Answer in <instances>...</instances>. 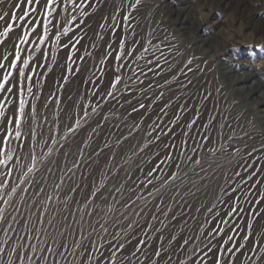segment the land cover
<instances>
[{"label": "snow or ice", "instance_id": "obj_1", "mask_svg": "<svg viewBox=\"0 0 264 264\" xmlns=\"http://www.w3.org/2000/svg\"><path fill=\"white\" fill-rule=\"evenodd\" d=\"M141 3L11 0L9 10L0 13V264H146L151 257L143 250L150 241L152 255L161 260L167 256L165 264H170V250L156 246V241L166 239L162 229L170 227L159 219L171 211L170 205L167 211L162 207V191L171 190L175 199L182 187L196 188L193 177L203 181L209 170H223L221 158L226 159L231 175L220 189L224 198L216 199L226 210L217 211L194 238L169 234L167 243L176 242L172 253L189 251L192 245L187 264H264V234L257 238L254 227L264 217V142L259 148L251 146L250 151L245 145V155L231 143L232 136L218 144L223 137L214 131L216 117L209 114L205 121L198 106L211 92L191 107L173 102V82L182 89L193 86L197 72L203 69L191 67L195 57L181 67L182 61L175 56L183 53L172 55L175 46H169L167 36L146 37L137 30L135 12ZM97 12L99 18L94 19ZM57 68L58 77L54 76ZM86 71L91 73L87 79L82 76ZM178 76H184L187 83ZM74 80L90 85V95L80 93L79 85L73 95L69 84ZM166 87L171 92L167 99ZM112 102L113 108L105 111ZM110 118L120 119L113 127L123 126L127 135L118 132L115 147L108 142L103 148L97 145L85 159V147H92L93 134L99 136ZM142 125L147 129L143 143L133 144L134 133ZM86 128L91 132L77 146L69 166L65 143ZM125 144L130 151L127 157L121 155ZM229 148L235 151L228 152ZM54 153L65 158L63 167L51 159ZM81 166L92 169L87 171L88 183L74 182ZM121 172L119 186L111 183ZM126 188L129 195L120 199ZM143 192L160 201L153 204L155 212L147 213L151 220L145 218L144 207L137 206L138 201L148 203ZM61 204L67 215L57 222L60 212L50 214L49 209ZM216 208L213 204L207 211L211 214ZM208 224L215 226L205 231ZM149 230L160 235L153 240ZM137 253L145 260L139 261Z\"/></svg>", "mask_w": 264, "mask_h": 264}, {"label": "rangeland", "instance_id": "obj_2", "mask_svg": "<svg viewBox=\"0 0 264 264\" xmlns=\"http://www.w3.org/2000/svg\"><path fill=\"white\" fill-rule=\"evenodd\" d=\"M10 3L11 0H4V3L0 4V13L9 10ZM117 3H119V0H117ZM189 6H191V13L187 12L185 9V12L182 10V7L188 8ZM254 8L256 11L252 10ZM88 11L91 13L92 9H88ZM106 11L110 12L111 8L106 9ZM175 11L181 14H179L181 18L187 13L190 14L191 17L189 16L190 19L183 25L184 28L179 27L178 23L174 22ZM203 13L207 14L205 21H203ZM98 18L99 12H97L94 19ZM135 22L139 25L137 30L141 31L146 37L151 35L163 39L167 36L169 38V46H175L172 55H175L176 52L183 53L182 57L175 56L176 61H182L180 64L181 67L189 57H195L196 59L191 67L195 69L196 65H199V67L203 69L202 72H197L193 86L182 89L173 82L171 87L176 93L175 96H172L173 102L178 104L187 103L191 107L193 104H198L199 100H203L204 95L211 92L209 99L204 101L203 105L198 106L201 107V111L204 113L205 121L209 118V114L216 117L213 122L216 126L214 131L220 132L223 137V139L218 141V144L226 142L227 138L232 136L233 139L231 143L241 149V155H245V145L249 146L247 149L248 151L251 150V146L259 148L260 144L264 142V122H262L260 117L264 114L261 112V108H263L261 107L262 105L258 104L256 106L253 103V99L255 96L257 98L259 92L252 93L248 98L243 94H237V92L229 86V81H226L227 79L223 76L220 67L230 66L237 68V73L241 75L246 71L255 72V75H257V78L261 81L260 90L264 89V48L256 47V45H264V0H142L139 10L135 12ZM196 22H203L205 29L190 34V30L195 26ZM88 35L91 37L92 33ZM205 37L206 39L210 38L207 42L209 41V44L211 43V46L214 47L210 48L208 44L207 46H203L206 50L202 51L204 48L198 47V45ZM87 42L88 41H85V43ZM153 42L157 43L158 41L154 40ZM90 50L96 51L95 49ZM164 51L167 52V49H164ZM60 54H63V50H60ZM81 54H83V50H81ZM157 55H159V53H157ZM169 59L171 60L172 56H169ZM89 63L91 65V61ZM38 71L44 72L46 69H38ZM59 74L60 69L57 68L54 76L58 77ZM90 75L91 73L87 71L82 74L85 79ZM168 78L171 79V74H168ZM188 78H193L191 73H188ZM157 79L159 78L157 77ZM177 79L187 83L184 76H178ZM47 82L51 85L52 80L49 79ZM160 83L162 84L163 81L161 80ZM77 85H79L80 93L90 95L88 89L91 86L88 84H80L79 80H74L69 84V90L73 92V95L76 93ZM201 85H203V87ZM197 89H199V91H197ZM205 89H207V91H205ZM217 89H219V91H217ZM165 91V99H167L168 96H171V92L167 91V87ZM43 94L47 95L48 90L45 89ZM193 96L197 99H192L191 97ZM53 99H55V97H53ZM121 103H123V101H121ZM162 103L163 102H160L161 106ZM114 105L115 102L108 104L105 111L112 109ZM116 109H118V105ZM122 118L123 116L121 115L120 119ZM153 118L155 119V117ZM120 119L110 118L108 124L103 127L99 136L93 134L92 147H85V159H87V154H91L92 149L96 148L97 145L103 148L104 143L108 142L115 147L114 142L117 139L118 132L123 131L125 135H127V129L123 126L120 128L113 127V125L120 123ZM128 123L130 124L132 121L129 120ZM148 123L150 124L151 121H148ZM220 125H224V127L221 129ZM146 131V126L142 125V130L134 133L136 140H133L132 143L135 144L139 141L142 144L143 140H141V137L145 135ZM90 132L91 128H86L84 133L78 134L75 138L71 136L68 138L65 143L64 151L70 153L67 157L69 166L75 159L77 146L80 145L82 139L88 137V133ZM56 147L59 146L57 145ZM128 149L129 145L125 144L121 155L125 157L130 155ZM46 150L47 149H44V151ZM107 151L108 150L105 149V152ZM117 151L120 150L117 149ZM227 151L234 152L235 148H229ZM256 155H260V153L257 152ZM51 159L58 160L61 167L64 166L65 158L62 155L54 153ZM95 159L96 157L93 155V160ZM237 159H239V157H237ZM219 162L224 165L223 170H209V173L203 181L193 177V179L197 180L196 188H192L191 185L182 187L180 194L177 195L175 199H172L173 192L171 190L162 191L165 200L162 207L167 211L170 205L171 211L168 217L160 215L159 219L163 220L166 224H170V227L162 229V234L166 239L164 241H156V246L159 247L162 244L164 248L170 250L169 254L172 257L170 264H179L180 260H185L187 264L188 257L191 255L190 249L192 245H188L189 251L178 249L175 253H172L171 248L176 246V242L173 241L171 246L167 243V239L170 238L169 234L176 235L178 239L181 236L185 238L191 236L194 238L196 235L200 234L199 230L201 226L207 221L212 220L217 211L221 209L226 210L224 205H221L216 197L220 196L222 199L224 198L220 189L225 186L227 176L231 175V170L225 158H221ZM120 163H122V161H120ZM100 164L101 168H103V156L100 158ZM133 166L134 165H125V167ZM94 167L95 165H93V168ZM91 170V168L86 170L81 166L76 170L74 182L88 183L90 178L87 176V171ZM113 172L115 173V169H113ZM225 173L227 175H225ZM99 174L100 169H97V180L99 179ZM123 175V172H121L111 183L119 186V181ZM52 179V177H49V184H51ZM139 179L142 180L143 176L139 175ZM157 186L159 185L157 184ZM189 188H191V192H189ZM197 188L199 191H197ZM50 190L49 188V191ZM142 194L145 199L148 200V203L145 206L143 201H138L137 206L138 208L144 207L145 218L151 220V217L147 216V213L149 211L155 212L153 204L159 203L160 201L158 198L153 200V198L148 197L147 192H143ZM128 195L129 192L126 188L125 192L119 195V198L125 199ZM63 199L64 197L61 196V200ZM77 199H79V197H77ZM213 204H216L217 208L210 214L207 209L212 207ZM70 207L74 209L75 205H70ZM23 209L26 210L27 206H23ZM53 212H60V214L56 216L57 222L62 219L63 215H67V212L63 211L62 204L51 206L49 213L51 214ZM173 215L177 216V220H171ZM258 220V222L254 223V227L256 226L255 228L258 230L256 232L257 238L261 234H264V221H262L264 217H260ZM152 223H154L156 227H161L156 221H152ZM214 226V224H208L205 231L210 230ZM231 234L234 235L238 242L240 241L239 236H235L234 233ZM149 235L155 240V237L160 234L153 233L149 230ZM151 247L152 241L149 242L148 248L143 250L151 257V260L147 261L146 264H151V261H158V264H165L168 257L165 256L163 260L159 257H155L152 255ZM202 254L203 253H200L201 256ZM137 256L139 257V261L145 260V257L140 253H137ZM241 259H244V257H241ZM137 264H139V262H137Z\"/></svg>", "mask_w": 264, "mask_h": 264}, {"label": "bare ground", "instance_id": "obj_3", "mask_svg": "<svg viewBox=\"0 0 264 264\" xmlns=\"http://www.w3.org/2000/svg\"><path fill=\"white\" fill-rule=\"evenodd\" d=\"M257 1V0H256ZM220 2V1H219ZM184 9L191 13V6H189L188 8L187 7H182V10L184 11ZM245 10V9H244ZM254 11H256V9H252ZM172 11L174 12V9L172 8ZM171 12V11H170ZM185 12V11H184ZM175 17H174V22L178 23L179 27H183V25L187 22V20H189V16L190 14L187 13L184 17H180V13L178 11H175ZM209 13V12H208ZM180 14V15H179ZM189 14V15H188ZM206 13H203V21L206 20ZM191 17V16H190ZM192 19V18H191ZM193 20V19H192ZM203 22H196L195 26H193V28L190 30V34L191 33H195L199 30H203L205 29ZM222 30V29H221ZM182 31V30H181ZM206 31V30H205ZM187 34V33H186ZM200 34V33H199ZM210 36V35H209ZM204 37V36H203ZM202 39V38H201ZM207 40H210L209 39H206L203 38L201 41H200V44L198 45V47H201V48H204L203 46H207L209 44V41L207 42ZM214 43V42H213ZM214 45V44H213ZM209 47H214V46H211V43L209 44ZM206 50L205 48L202 50L204 51ZM210 51V50H209ZM208 51V52H209ZM228 59V58H227ZM232 61V60H231ZM222 69V74L223 76L227 79L226 81H229V86L238 93L240 94H243L245 95L247 98L250 97L252 95V93L254 92H259L257 98L255 96V98L253 99V103L257 106L258 104L259 105H262L261 109V112H263L264 114V89L263 90H260L261 88V81H259V79L257 78V75H255V72H250V71H246L244 72V74H239L237 73L236 69L237 68H233V67H230V66H221L220 67ZM263 84V83H262ZM242 97V96H241ZM252 99V98H251ZM249 101V100H248ZM252 103V102H251ZM252 103V104H253ZM261 119H262V122H264V115H261L260 116ZM260 130V129H259ZM257 131V130H256ZM260 133V132H259ZM261 134V133H260ZM257 137V136H255ZM263 218V217H262ZM259 221V220H258ZM264 221V220H262ZM260 223V222H259ZM256 227V226H255ZM260 227V226H259ZM262 227V226H261ZM257 229V228H256ZM258 231V230H257ZM264 233V232H263ZM258 235V234H257ZM259 237V236H258Z\"/></svg>", "mask_w": 264, "mask_h": 264}]
</instances>
